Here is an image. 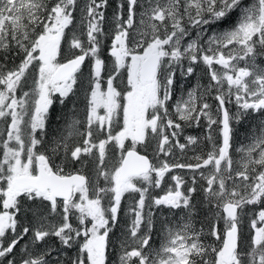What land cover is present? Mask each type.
Here are the masks:
<instances>
[{"label": "snow or ice", "instance_id": "obj_1", "mask_svg": "<svg viewBox=\"0 0 264 264\" xmlns=\"http://www.w3.org/2000/svg\"><path fill=\"white\" fill-rule=\"evenodd\" d=\"M108 7L0 0V264H264V0Z\"/></svg>", "mask_w": 264, "mask_h": 264}, {"label": "trees", "instance_id": "obj_2", "mask_svg": "<svg viewBox=\"0 0 264 264\" xmlns=\"http://www.w3.org/2000/svg\"><path fill=\"white\" fill-rule=\"evenodd\" d=\"M118 2V0H109V7L107 9V15L110 17L112 15V12L115 9V5ZM105 55H106V49H105ZM107 58V57H106ZM201 74V69L199 71V74L197 75V77H199ZM195 83V79L192 80H188L185 81L183 78H181L180 80V84L177 86V91L176 94L174 96V99H178L180 98L183 94H184V90L186 88H188L190 85ZM211 102V101H210ZM63 115L62 110H61V106L59 104H54L53 108L51 110V117H50V122H49V127L51 130H55L58 126H63L62 121L60 119V117ZM204 129L203 127L197 129V128H192V129H187V132L193 135H201L203 133ZM244 138V132L241 131L239 133V140H243ZM238 146V145H237ZM154 194H163V192L160 189H156L154 190ZM130 205V201L126 200L123 204V210H122V214H121V225L120 227H123V220L125 218V213L127 208ZM163 217H161L162 219ZM120 230L119 228L116 229V235H120ZM113 240H115V236L112 237ZM160 237L156 236V240L159 241ZM115 249H110V259L113 258V253H114ZM73 257L75 256V251L70 253Z\"/></svg>", "mask_w": 264, "mask_h": 264}, {"label": "rangeland", "instance_id": "obj_3", "mask_svg": "<svg viewBox=\"0 0 264 264\" xmlns=\"http://www.w3.org/2000/svg\"><path fill=\"white\" fill-rule=\"evenodd\" d=\"M200 68L197 69L196 76L199 74ZM187 89V88H186Z\"/></svg>", "mask_w": 264, "mask_h": 264}]
</instances>
